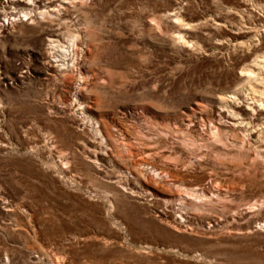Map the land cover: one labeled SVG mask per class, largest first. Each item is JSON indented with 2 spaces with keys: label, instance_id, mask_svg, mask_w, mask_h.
Masks as SVG:
<instances>
[{
  "label": "rangeland",
  "instance_id": "374dc122",
  "mask_svg": "<svg viewBox=\"0 0 264 264\" xmlns=\"http://www.w3.org/2000/svg\"><path fill=\"white\" fill-rule=\"evenodd\" d=\"M24 19L0 33V264H264V149L209 128L264 44V0ZM71 33L79 64L51 46ZM186 191L206 203L180 208Z\"/></svg>",
  "mask_w": 264,
  "mask_h": 264
},
{
  "label": "bare ground",
  "instance_id": "6f19581e",
  "mask_svg": "<svg viewBox=\"0 0 264 264\" xmlns=\"http://www.w3.org/2000/svg\"><path fill=\"white\" fill-rule=\"evenodd\" d=\"M86 1L88 0H3L1 6L12 4V10H5L3 12V19L0 22V33L7 29V27H12V24L14 25V23L18 20H23L24 17H26L24 20L33 19V17H35V19L38 17H55L56 15L64 13V10L67 8V4L70 6H77L79 3L84 5ZM77 37V34H69L70 44L66 45L53 38L51 39V46L53 48H60V50L64 52V56L72 54L74 57L73 64H79L80 59L78 58V45L76 43ZM181 38L183 39L184 37L182 36ZM258 52L259 54H257L255 58L252 57L253 60L241 72L240 76H243L245 79L241 87L236 90L233 89L232 91L226 90L221 94L220 100L226 104L228 112L226 113V116H221L222 121H219L217 124L211 123L209 128L211 130L216 129V132H212V135H214V137L218 140H221V128L227 127L232 130L245 132L247 136H237V139L235 138L236 142L240 143L242 146L255 144L264 149V139L258 138L262 135V133H264V44L259 47ZM72 68H74V65H72ZM82 70L81 64L78 78V86L80 89L82 84L88 85L89 83V80L86 78V75L82 72ZM80 89L76 92V100H78V97L81 94ZM79 103V107L81 109H85V106H82L83 102H80L79 100ZM84 113L85 112L82 111V114ZM83 118H88V116L84 115ZM90 125L92 130H94L97 134L102 135L97 122H94L91 119ZM204 132L206 131H203V133ZM107 136L106 138H102V140L106 141ZM154 142L158 143L160 140L157 139L154 140ZM136 165L139 166L140 173H143L147 168L143 163L138 164L134 162L133 166ZM153 175L155 177L159 176L158 174ZM191 195L193 196V193L191 194L186 191L185 193L181 192L180 197L177 193L173 194V198L175 201H178V203H176L179 204L182 209L188 206H194L195 209H199L198 207L201 208V206H203V201L206 203L207 194L204 191H197L196 195H194V199H201L199 202L191 200ZM175 220L176 221L174 222L180 223L177 219Z\"/></svg>",
  "mask_w": 264,
  "mask_h": 264
}]
</instances>
